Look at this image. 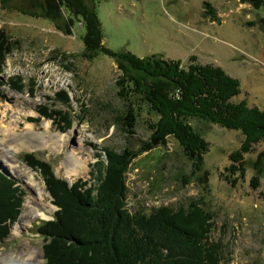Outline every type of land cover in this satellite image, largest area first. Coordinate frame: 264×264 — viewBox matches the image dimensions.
<instances>
[{
  "label": "rangeland",
  "instance_id": "obj_1",
  "mask_svg": "<svg viewBox=\"0 0 264 264\" xmlns=\"http://www.w3.org/2000/svg\"><path fill=\"white\" fill-rule=\"evenodd\" d=\"M77 1L97 8L106 48L141 59L158 56L180 61L184 67L193 57L202 65L220 67L241 83L235 101L264 111V32L256 24L264 18V8L257 10L237 0H99L96 5L94 0ZM48 3L53 5L51 0H0V29L19 40L0 74V131L15 129L23 134L28 128L48 139L60 135L67 140L60 152L30 143L19 150L3 142L0 134V171L25 194L9 237L0 243V255H6L0 261L32 250L40 251L46 264L44 241L34 233L39 223L53 219L58 208L41 172L23 161L25 153L50 164L56 177L71 186L82 179L90 187L91 173L98 171L93 164L98 155L106 166V149L139 153L159 118L135 99L137 126L134 134L125 131L118 123L125 111L118 96L121 71L110 56L86 54L84 20L62 10L61 2L60 17L56 22L48 20L46 16L54 14L47 11ZM205 4L215 9V22L204 16ZM79 8L75 5L74 11ZM45 110L52 112L50 120L41 118ZM47 121L51 129L44 127ZM191 124L209 143L202 170L195 173L172 138L166 147L139 154L126 174L129 211L180 210L196 204L213 214L209 241L220 247L221 264H264V188L263 183L257 189L251 184L264 144L245 157L246 175L236 176L234 187L225 178L226 169L232 164L230 155L242 145V134L198 120ZM70 151L83 163L79 175L67 173L73 162L68 159ZM28 171L35 176V187L23 176ZM37 200V209L41 205L48 214L37 217L31 212Z\"/></svg>",
  "mask_w": 264,
  "mask_h": 264
},
{
  "label": "trees",
  "instance_id": "obj_2",
  "mask_svg": "<svg viewBox=\"0 0 264 264\" xmlns=\"http://www.w3.org/2000/svg\"><path fill=\"white\" fill-rule=\"evenodd\" d=\"M51 1L53 5L48 3L47 11H54V14L46 18L57 21L61 2L62 10L74 13L72 16L76 20H84L86 54H93L94 58L100 53L110 56L121 71L118 96L125 103V111L118 123L125 131L134 134L137 126L135 99L146 104L159 118L151 125L149 141L139 153L129 148L123 153L106 149V166L98 155L94 163L98 171L91 173L94 183L90 187L82 179L71 186L66 180L57 178L52 166L39 160L34 153L23 155L29 167L41 172L58 208L52 221L36 226L35 233L44 241L46 263L221 264L220 247L209 241L214 230L211 212L194 204L180 210L162 207L150 213H131L127 207L126 174L139 154L166 147L170 138L179 143L195 173L200 172L209 143L191 124L192 120H198L242 134V145L230 155L232 164L225 176L235 187L236 176L244 178L246 175L245 157L264 144V111L249 107L245 101H235L241 94V83L222 68L202 65L194 57L184 67L180 61L158 56L141 59L127 51L114 52L104 45L96 7H84L77 0ZM98 1L94 0V4ZM237 1L251 4L257 10L264 8V0ZM77 4H80V11L76 13ZM203 14L210 16L213 22L218 17L210 4H205ZM256 24L264 32V18ZM18 46L19 40L0 29V74ZM51 113L45 110L41 116L48 119ZM55 114L63 118L62 113ZM263 156L259 157L255 176L251 179L256 189L262 183L264 188ZM24 195L12 178L0 171V243L9 237V227L18 219ZM262 196L264 198V191Z\"/></svg>",
  "mask_w": 264,
  "mask_h": 264
},
{
  "label": "bare ground",
  "instance_id": "obj_3",
  "mask_svg": "<svg viewBox=\"0 0 264 264\" xmlns=\"http://www.w3.org/2000/svg\"><path fill=\"white\" fill-rule=\"evenodd\" d=\"M49 123L44 122V127L46 129H51V122L47 121ZM11 127V126H10ZM26 128L25 133L20 134L19 132L15 131V129H8V130H1L0 134H2L5 137L6 141L3 142H10L14 144V148H17L20 150L21 148H24L27 143H30L31 145H34L37 147V149H44L47 147L53 146L52 148L58 152L61 151V149L66 145L67 140L65 138H62L60 135H55L50 137L49 139L47 138L48 136L46 134H37L32 130H29ZM9 140H8V139ZM52 143V144H51ZM68 159L70 161H73L72 163H69L68 166V172L69 175H79L81 172L82 168V161L79 160L80 158L74 154L73 151H70L68 154ZM8 164V161L6 162ZM10 163V162H9ZM25 176L24 178H27L28 182L35 187V176L32 173L25 172L23 175ZM27 176V177H26ZM42 201L45 203V197H42ZM43 203V204H44ZM47 204V203H46ZM49 204V203H48ZM50 205V204H49ZM34 206L31 210L32 213H36L37 217H42L46 214H48V210H44V208H40L41 205H39L38 208V200L34 202ZM46 207V205L44 206ZM35 214V215H36ZM35 219V218H34ZM2 258H4L6 255L1 254L0 255ZM43 260V255L40 256V251H29L28 253L25 254H18V256H8L6 260L0 261V264H42Z\"/></svg>",
  "mask_w": 264,
  "mask_h": 264
}]
</instances>
